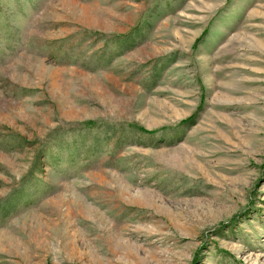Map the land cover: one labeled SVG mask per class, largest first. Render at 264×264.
<instances>
[{
  "label": "rangeland",
  "instance_id": "obj_1",
  "mask_svg": "<svg viewBox=\"0 0 264 264\" xmlns=\"http://www.w3.org/2000/svg\"><path fill=\"white\" fill-rule=\"evenodd\" d=\"M0 264H264V0H0Z\"/></svg>",
  "mask_w": 264,
  "mask_h": 264
}]
</instances>
